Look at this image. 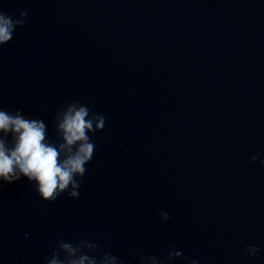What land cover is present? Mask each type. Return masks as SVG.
<instances>
[{
	"label": "water",
	"instance_id": "95a60500",
	"mask_svg": "<svg viewBox=\"0 0 264 264\" xmlns=\"http://www.w3.org/2000/svg\"><path fill=\"white\" fill-rule=\"evenodd\" d=\"M0 8L28 13L0 47V108L43 119L53 138L69 102L107 117L78 198L46 203L26 179L0 189V264L53 254L102 264L105 253L117 264H187L173 251L199 264H264V167L250 159L264 158V0Z\"/></svg>",
	"mask_w": 264,
	"mask_h": 264
},
{
	"label": "clouds",
	"instance_id": "9594fccd",
	"mask_svg": "<svg viewBox=\"0 0 264 264\" xmlns=\"http://www.w3.org/2000/svg\"><path fill=\"white\" fill-rule=\"evenodd\" d=\"M27 15V11H21L18 18L0 8V47L9 43L15 31L24 26ZM106 120V115L93 111L86 104L69 102L66 107L56 110L53 138L48 135L43 119L24 114L19 109L0 108V189L26 179L37 197L46 203L65 195L69 199L78 198L86 165L91 162L96 148L93 137L104 129ZM260 157L261 154L256 153L250 159H259L260 166L264 167V158ZM158 215L162 221L170 219L167 212ZM60 247L69 256L79 251L69 243H61ZM247 247L251 257L260 251L256 244ZM244 254L242 249L240 256ZM147 256L154 257L153 254ZM171 256L179 257L187 264H199L198 260L182 255V252L173 251ZM142 260L143 257L141 264ZM47 264L64 262L53 254ZM67 264H97V260L82 255L68 260ZM102 264H117V257L105 253Z\"/></svg>",
	"mask_w": 264,
	"mask_h": 264
}]
</instances>
